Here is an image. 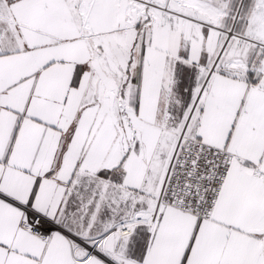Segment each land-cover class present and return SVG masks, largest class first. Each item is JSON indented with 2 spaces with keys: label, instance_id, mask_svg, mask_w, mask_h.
<instances>
[{
  "label": "snow or ice",
  "instance_id": "obj_1",
  "mask_svg": "<svg viewBox=\"0 0 264 264\" xmlns=\"http://www.w3.org/2000/svg\"><path fill=\"white\" fill-rule=\"evenodd\" d=\"M0 264H264V0H0Z\"/></svg>",
  "mask_w": 264,
  "mask_h": 264
}]
</instances>
